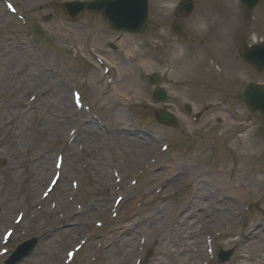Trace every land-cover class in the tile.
Listing matches in <instances>:
<instances>
[{
	"label": "rangeland",
	"instance_id": "obj_1",
	"mask_svg": "<svg viewBox=\"0 0 264 264\" xmlns=\"http://www.w3.org/2000/svg\"><path fill=\"white\" fill-rule=\"evenodd\" d=\"M50 1L61 2V0H14L30 20L40 24L38 27L44 40L52 38L60 44L59 33L55 28L58 25L55 23L58 18L42 23L41 17L47 12L45 9L38 10L40 6L43 7L42 5ZM258 14L264 15V0L260 2L257 10L247 20L245 19L241 33L231 37V42L226 49L218 50V87L223 94L227 93L230 87H234L233 80L240 92L249 81L264 83V72L257 74L246 66L239 53L242 45L251 43L252 39L264 41L263 24L257 25L252 22ZM6 15L1 1L0 29L4 34L2 38L4 49L0 51V74L4 66V58L7 56L5 54L16 53L17 56L25 59L26 65L28 60L19 48H9L7 45V28L3 27V23L5 24L8 18ZM237 15L241 17L239 13ZM14 26L19 27L17 23ZM82 26V23L70 25L74 43L78 45H82V39H84L85 28ZM96 29L101 32L102 27L98 26ZM74 34L78 36L75 37ZM13 43L16 45L15 41ZM97 44H102V42L99 40ZM171 50L172 47L167 48L165 58H160L159 71L166 72L168 78L173 81L172 86H167V89L174 97L171 99L169 108L178 117L177 127H160L149 117L151 114L146 108H150V105L142 98V93H146L144 98L150 96L149 86L146 83L142 84L143 92L138 93L139 87L137 88L135 97L127 96L116 99L118 102L116 108L121 107L119 112L120 116L122 115L118 121H108L109 117H106L108 112L112 114L115 111L110 100L112 97L98 101V94L91 84H83L86 91L83 92L84 105H87L92 113L97 115L100 113L104 118L99 117L104 122L108 121L109 125H116L125 131V133H119V129L115 131L114 127L109 126L111 137L100 146L102 139L100 136L86 139L81 133L84 126L73 108L71 110L69 94V86L75 83L72 77L78 76L84 83V78L88 76L90 78L91 73L96 75L97 70L90 71L89 75L79 71V74L75 76L71 71L63 72L66 78L60 84L59 76L52 77L45 74H43L44 80L41 83V70H37L36 66L32 67L29 86L26 76L25 91L31 94L32 91L39 90L41 97L38 96L34 102L35 106H24L26 110L24 116L22 107L16 104L18 101L26 102V98L22 95L25 91L21 94L18 92L9 95V90L14 87V83L4 88L0 82V235L5 229L15 227L14 239L9 249H13L17 243L29 237L36 236L39 239L33 254L20 264H63V252L72 249L81 239L89 235L91 238L78 252L74 264L84 262L91 251L90 244L96 242L101 236L105 239L100 252H105L109 260L107 264H133L137 257L143 256L144 258L147 250H152V254L142 264H214L208 259L205 251V239L209 237L214 243L215 252L221 249L233 250V255L227 264H253L256 257L247 260L248 255L257 254L262 258L264 250L261 247L264 246V240L260 242L257 252L254 249L250 251L243 249L250 243V239H246L249 232H264V140L256 132L258 119L256 116L253 118L255 125L253 138L249 136L248 139L243 137V139L235 140L234 136L226 135V131L235 126L230 124L227 116L228 120H223L224 117L220 116L222 126L218 125V138H220L218 149H222V152L209 153L202 147L195 149L197 146H193L196 142L194 140L200 141L203 136L205 142V134L203 129L194 132V125L191 124L189 115L183 111V105L190 103L194 107H200L204 102L206 104L208 100H215L216 97L210 95L208 91L203 93L208 86L198 85L189 89L193 83L187 86L186 79L191 73L187 76L178 74L179 66L186 62H179L178 58L174 61L169 55ZM173 53L179 55V51ZM198 53L210 55L209 47L202 48ZM82 56L84 58L82 63L90 61L88 56L83 54ZM214 63L217 61L209 63L212 68ZM66 67L69 68L67 65ZM203 73L215 75L212 70H203ZM116 74L120 78L119 74ZM200 76L203 77V75ZM52 80L56 87H59L58 96L67 104L69 112L63 109V102L57 99L58 91L54 89ZM32 81L35 86H32ZM52 91L53 104L47 100V94ZM116 92L125 93L121 89ZM138 101H142L143 104L139 105ZM131 102H137V105L134 108L126 105L132 104ZM10 106H12V113ZM178 107L180 114L176 112ZM141 109L146 111L142 112ZM135 110L137 111L136 116L132 113ZM140 111L141 115L143 114L148 119L140 120L138 116ZM247 114L240 100L236 102L235 109L230 108L229 115L235 118L234 120L249 118ZM127 125H131L128 127L131 131L127 129ZM73 127L78 129L77 133L81 136H78V140L70 147L65 145L62 147L66 133ZM188 132H194L191 143L184 142L188 137ZM128 133L143 135L145 142L152 147L151 151L137 155L135 158L131 157V154L127 155L126 144L122 141V146L116 145L114 136L115 134L123 136ZM87 140L93 142L92 146L87 143ZM98 140L99 143H97ZM165 143H168L170 148L162 153L159 164L143 173L141 160L149 154L159 153L161 145ZM190 144L192 146H189ZM224 148L227 151H224ZM60 151L64 156L60 184L49 199L41 200L40 193L48 183V178L52 174L54 157ZM91 151L97 159L101 160L95 161L93 157L90 158ZM185 156L192 159L188 161L191 163L195 157H200L196 163L203 176L198 181L196 179L198 184L195 183L197 164L184 166ZM112 162L116 165V171L119 170L122 176H127L118 187L114 184L110 170ZM84 163L88 166L84 171L87 178L82 182L76 177L78 172L83 171L81 164ZM171 165L174 166V171L167 177V181L163 180L157 186L158 179L167 172ZM72 180L79 183V191L75 197L70 190ZM131 180L137 181V186L134 188L128 186ZM61 184L65 186L64 190ZM159 187L161 190L156 193ZM115 189H119L120 192L117 193ZM117 194L123 195L124 201L113 209L112 202ZM69 197L73 200H68ZM78 197L79 200H77ZM51 202L55 203L54 209L50 207ZM11 204L14 205L13 208ZM247 204H250L251 208L245 212L244 208ZM254 205H257L258 209L254 208ZM78 207L81 208L78 209ZM114 210L118 212V218L111 220L109 214ZM219 212L225 215L224 220L219 222L211 220L216 215L218 216ZM17 213L23 215L25 213V215L22 222L14 226L13 219ZM197 214L204 216L203 219H199ZM182 218L185 220L184 224H188L189 232H195L194 236L189 235L188 238L183 235L181 238L177 233L174 223L182 221ZM95 221L103 223L105 221L104 228L96 229ZM72 223H74L72 231L63 235L62 232L67 231ZM124 228H128L127 233L122 232ZM219 234L221 236H218ZM74 235L77 237H71ZM142 237H145V249L139 241ZM197 240L200 245L196 244ZM49 242L50 262L42 260V255L47 252L45 245ZM88 249L90 251L86 253ZM99 255L101 257V254ZM5 257L0 260V264L3 263ZM100 257L98 256L96 264H102L103 260ZM262 261L260 260L261 264H263Z\"/></svg>",
	"mask_w": 264,
	"mask_h": 264
},
{
	"label": "bare ground",
	"instance_id": "obj_2",
	"mask_svg": "<svg viewBox=\"0 0 264 264\" xmlns=\"http://www.w3.org/2000/svg\"><path fill=\"white\" fill-rule=\"evenodd\" d=\"M123 69H126V68H123ZM122 73H123V70H122ZM125 74H128V73L126 72ZM25 76H26L25 60L23 58L18 57L16 54H8L4 58V66H3L2 72L0 74V82H1L2 87L6 88L13 82L19 88H21L23 85ZM21 89H20V91H22ZM114 90H115V87H114ZM126 90H128V89H124L123 91H126ZM71 100H72V97H71ZM142 141H144V138L141 136H134V135L126 134L125 138H123V142L127 146L126 154L127 155L131 154V157L135 158V156L137 157V155L139 156V155L146 153V152L149 153L151 151L152 147L147 145V142L143 143ZM144 146H146V147H144ZM91 157H93L95 159V161L100 160V159H97L96 156H94L93 151L90 152V158ZM54 160H56V156L54 157ZM198 161H199V157L195 160V162H198ZM189 165H191V164H189L188 162L184 164V166H189ZM174 169H175L174 166H172V165L169 166L168 170H167L168 171L167 174L172 173L174 171ZM201 176H203V174L201 172L200 167H198L197 171L195 172V183L196 184H198L197 181L201 179ZM51 177L52 176L50 175V178H48L49 181H50ZM196 179H197V181H196ZM61 187H62V190L65 189V186L63 184H61ZM11 206H12V208L14 207L13 204H11ZM201 214H203V213L201 212ZM224 216H225L224 214L219 212L218 216L213 218L214 222H217V221L219 222V221L224 220ZM193 217L195 218L196 216H193ZM197 217L199 219H203L204 216L202 217V215L197 214ZM184 221L185 220L182 218V221L180 220V221H177L174 223L176 226L177 233L181 236V238L183 237V235H185V236L191 235V237L194 236L195 232H188V226H187L188 224L186 223L184 225L183 224ZM70 226L71 227H69L67 229V231L62 232L63 235L69 234L72 231V227H74V223L70 224ZM127 231H128V228H124L122 232L127 233ZM71 237L76 238L77 236L74 235ZM263 238H264V236L261 234V232H258V231L249 232L246 235V239H250V243L248 246H246L243 249H248L249 251L252 249L257 250L258 246H259L260 242L263 240ZM99 244H101V242H93V244H90L91 251H90V249L87 250L86 253H88L89 251L90 252H89V254H87V258L81 264H96V262H97L96 258L98 257V251H99ZM196 244L200 245L199 240H197ZM240 245H241V243H240ZM45 247H46L45 249L47 250V252H44L45 255H42L43 256L42 260L43 261L47 260L50 262V260H51L50 255H49L50 242L47 243L45 245ZM100 248H102V245ZM261 249L264 250V246H262ZM79 251H81V249ZM77 254H76V256H77ZM254 257H256V260L253 261V264H261L260 260H263L262 262L264 263V255L262 256V258H260V256L257 254L248 255L247 260L252 259ZM74 258H75V255L72 258L73 264L75 263V259H76V258L75 259Z\"/></svg>",
	"mask_w": 264,
	"mask_h": 264
},
{
	"label": "clouds",
	"instance_id": "obj_3",
	"mask_svg": "<svg viewBox=\"0 0 264 264\" xmlns=\"http://www.w3.org/2000/svg\"><path fill=\"white\" fill-rule=\"evenodd\" d=\"M238 3V0H237ZM176 3L172 4V11L176 8ZM225 6L230 9L231 15L228 20H220L219 26H218V32L222 39L218 42H216V48L217 50L226 49L230 42H231V36L235 30V21H236V10L232 7V0H225ZM166 14V13H165ZM215 17H213L211 20L207 15H198L196 16L191 24L190 28L193 31V33L198 37H203L210 31V27L212 23L215 21ZM182 45V43H178ZM205 59L204 54H200L194 58V61L192 63H181V65L178 68V74L182 76H187L191 73L193 63L194 62H202Z\"/></svg>",
	"mask_w": 264,
	"mask_h": 264
},
{
	"label": "water",
	"instance_id": "obj_4",
	"mask_svg": "<svg viewBox=\"0 0 264 264\" xmlns=\"http://www.w3.org/2000/svg\"><path fill=\"white\" fill-rule=\"evenodd\" d=\"M93 9L97 10V9H100V8H96V5H95V6H93ZM101 9L104 10L105 8L102 7ZM104 11L106 13H108L106 10H104ZM107 16H108L109 19L112 17L110 14H107ZM255 51H256V49L253 50V52H255ZM249 53H252V52L249 51V52L246 53V60L249 61L250 63L255 64L252 61L251 57H249V55H248ZM260 64H261V66L263 65V58H262V62ZM243 98H244L245 103H246V105L248 106L249 109L258 110V111L262 109V111L264 112V109H263L264 108V103H262V102H264V87L250 84L249 87L245 90ZM259 101H262V102H259ZM263 116H264V114H263ZM166 121H167V117L163 116L161 118V122L164 123Z\"/></svg>",
	"mask_w": 264,
	"mask_h": 264
},
{
	"label": "flooded vegetation",
	"instance_id": "obj_5",
	"mask_svg": "<svg viewBox=\"0 0 264 264\" xmlns=\"http://www.w3.org/2000/svg\"><path fill=\"white\" fill-rule=\"evenodd\" d=\"M169 17L172 18L171 21H168L167 26H169L170 32H172V24L178 23V25L181 27V30L185 29V32L183 34V37H185V41L187 43H189V45L191 46H195V43H197V37L195 35H191L189 32H187L188 27L184 25V27L182 26L184 24L185 19H187L188 17L184 16L183 13L181 12L179 7H176L174 11H171L169 14ZM158 27V25H157ZM156 27V30H157ZM201 44L203 43V40L200 41ZM218 42V40H217Z\"/></svg>",
	"mask_w": 264,
	"mask_h": 264
},
{
	"label": "snow or ice",
	"instance_id": "obj_6",
	"mask_svg": "<svg viewBox=\"0 0 264 264\" xmlns=\"http://www.w3.org/2000/svg\"><path fill=\"white\" fill-rule=\"evenodd\" d=\"M72 254L71 253H69V256H71Z\"/></svg>",
	"mask_w": 264,
	"mask_h": 264
}]
</instances>
